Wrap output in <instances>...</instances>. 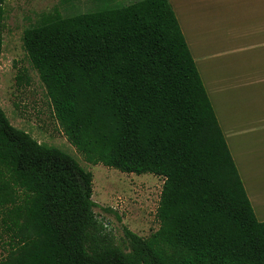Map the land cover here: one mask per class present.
<instances>
[{
  "label": "trees",
  "instance_id": "1",
  "mask_svg": "<svg viewBox=\"0 0 264 264\" xmlns=\"http://www.w3.org/2000/svg\"><path fill=\"white\" fill-rule=\"evenodd\" d=\"M43 14L24 49L70 144L93 165L164 180L160 229L99 223L94 177L0 107V264H264L258 221L170 0ZM6 10L0 0V67ZM17 76V81L28 79Z\"/></svg>",
  "mask_w": 264,
  "mask_h": 264
},
{
  "label": "crops",
  "instance_id": "2",
  "mask_svg": "<svg viewBox=\"0 0 264 264\" xmlns=\"http://www.w3.org/2000/svg\"><path fill=\"white\" fill-rule=\"evenodd\" d=\"M248 198L264 223V0H170Z\"/></svg>",
  "mask_w": 264,
  "mask_h": 264
},
{
  "label": "rangeland",
  "instance_id": "3",
  "mask_svg": "<svg viewBox=\"0 0 264 264\" xmlns=\"http://www.w3.org/2000/svg\"><path fill=\"white\" fill-rule=\"evenodd\" d=\"M138 0H115L111 6ZM97 0H5L4 48L0 67V107L13 127L39 144L73 157L94 177L96 217L118 246H124V229L148 239L160 229L158 208L164 180L152 175H128L102 165L93 166L75 149L54 116L52 103L24 49L23 34L43 14L59 9L64 16L101 8ZM28 79L18 82L17 76ZM1 215V211H0ZM0 242V258L3 253Z\"/></svg>",
  "mask_w": 264,
  "mask_h": 264
}]
</instances>
